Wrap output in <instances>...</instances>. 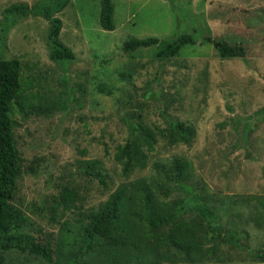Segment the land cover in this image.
<instances>
[{
    "label": "rangeland",
    "instance_id": "374dc122",
    "mask_svg": "<svg viewBox=\"0 0 264 264\" xmlns=\"http://www.w3.org/2000/svg\"><path fill=\"white\" fill-rule=\"evenodd\" d=\"M111 1L113 30L99 24L100 0H70L54 13L62 25L59 39L75 58L51 60L49 22L40 14L7 19L5 9H55L56 1L0 0V58H18L22 80L31 82L25 93L55 104L49 115L12 114L22 172L11 202L28 218L25 230L43 242L55 243L66 233L72 238L77 219L111 192L144 184L161 205L177 211L186 231L201 234L207 226L198 223V207L211 210L219 227V235L203 245L210 251L202 261L197 250L187 256L153 240L145 245V262L264 264V221L254 223L264 212V0ZM183 33L196 43L172 57H155L160 43L122 50L129 38L170 41ZM205 36L241 45L244 56L220 58L202 42ZM174 119L194 127L187 143L157 136V127ZM132 130L151 131L155 140L151 150L142 142V167L122 172L113 154ZM92 158L103 162L105 185L78 170L77 160ZM175 160L190 163L189 177L180 182L171 169ZM65 187L75 194L76 209L56 204ZM171 226L165 224L166 235ZM14 251L4 264H49Z\"/></svg>",
    "mask_w": 264,
    "mask_h": 264
},
{
    "label": "trees",
    "instance_id": "16d2710c",
    "mask_svg": "<svg viewBox=\"0 0 264 264\" xmlns=\"http://www.w3.org/2000/svg\"><path fill=\"white\" fill-rule=\"evenodd\" d=\"M55 1V9L45 7L33 10L24 4L12 5L5 9L6 18L11 16L13 18L16 14L42 15L49 22L46 41L49 58L72 60L75 55L60 41L61 20L54 15L70 0ZM113 14L112 1L100 0L101 28L114 29ZM202 42L210 43L222 59L244 56V48L241 45L232 44L225 38L205 36ZM157 43H160V47H157L155 57L168 58L177 55L184 45L195 44L196 39L191 33L180 34L170 41L153 36L129 38L123 42L122 50L131 52L139 47ZM29 82H24L21 78V61L18 58H0V264H4L6 253L12 249L21 257L27 256L28 260L31 257L49 264H159L158 261H144L148 249L145 245L153 240L157 244L167 245V242L170 246L181 248L180 250L187 256H190L193 250H197L200 252L198 259L202 261L210 251L204 249L203 245L219 235V227L214 226L211 221L212 211L198 207V214L202 218L198 223L206 221L207 226H201V229L199 226L201 234L195 231L188 232L183 228L182 221L175 218L177 211L171 212L170 206L161 205L151 191L145 190L144 184L132 187L129 192L124 188L115 189L97 209H92L77 219L78 234L72 238L70 233H66L56 239L55 243L51 239L43 242L25 230L28 218L21 208L11 202L16 191L17 179L22 172V157L14 138L15 123L12 114L16 109L22 117H27L30 113L49 115L48 112L55 107L54 101H50L47 96L43 95V100L37 93H25L31 87ZM168 123L169 126L166 128L157 127V136L169 144L187 143L195 133L194 127L185 121L174 119ZM154 140L151 131L138 134L132 130L124 143L116 145L113 160L121 163L122 172H127L136 165L142 167L144 163L141 159L146 155L143 153L139 155L142 142L146 141V148L151 150ZM35 160L41 161V158L36 157ZM79 164L78 170L83 175L105 185V168L100 159H79L77 165ZM171 169H176L175 179L180 182L189 177L190 163L187 160H175ZM55 201L58 206L77 208L74 203L75 194L66 187L59 191L58 199ZM259 202L263 205L259 209L264 208V199ZM261 216L255 218L254 223L259 225L264 221V212ZM54 217L52 215L50 219L55 220ZM169 222L172 226L166 235L164 227ZM72 234L74 235V232ZM100 253L105 254L107 260L99 256ZM173 255L176 254L173 252Z\"/></svg>",
    "mask_w": 264,
    "mask_h": 264
}]
</instances>
